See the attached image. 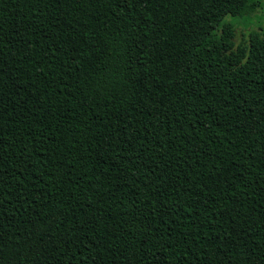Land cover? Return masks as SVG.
<instances>
[{"label":"trees","instance_id":"16d2710c","mask_svg":"<svg viewBox=\"0 0 264 264\" xmlns=\"http://www.w3.org/2000/svg\"><path fill=\"white\" fill-rule=\"evenodd\" d=\"M256 0H0V264H264Z\"/></svg>","mask_w":264,"mask_h":264},{"label":"rangeland","instance_id":"374dc122","mask_svg":"<svg viewBox=\"0 0 264 264\" xmlns=\"http://www.w3.org/2000/svg\"><path fill=\"white\" fill-rule=\"evenodd\" d=\"M258 1V7L256 11L250 15L249 23L250 26L248 28L245 27V22L238 20L235 22V44L246 41L248 37V33L251 30L260 31L264 27V0H256Z\"/></svg>","mask_w":264,"mask_h":264}]
</instances>
